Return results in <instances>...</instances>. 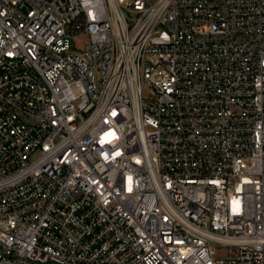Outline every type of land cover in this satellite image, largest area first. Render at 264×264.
<instances>
[{
    "label": "built area",
    "instance_id": "2783aa9c",
    "mask_svg": "<svg viewBox=\"0 0 264 264\" xmlns=\"http://www.w3.org/2000/svg\"><path fill=\"white\" fill-rule=\"evenodd\" d=\"M0 264H264V0H0Z\"/></svg>",
    "mask_w": 264,
    "mask_h": 264
}]
</instances>
